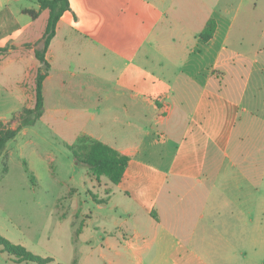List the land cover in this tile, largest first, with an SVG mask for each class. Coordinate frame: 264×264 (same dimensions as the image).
Returning a JSON list of instances; mask_svg holds the SVG:
<instances>
[{
	"label": "crops",
	"instance_id": "crops-1",
	"mask_svg": "<svg viewBox=\"0 0 264 264\" xmlns=\"http://www.w3.org/2000/svg\"><path fill=\"white\" fill-rule=\"evenodd\" d=\"M36 3L22 10L39 11L25 25L10 11L0 20L5 78L2 66L25 64L31 81L40 66L49 9ZM70 4L47 52L44 94L55 67L99 79L84 82L77 111L45 101L42 119L68 144L85 133L131 156L100 204L113 210L110 227L97 226L104 264H264V0Z\"/></svg>",
	"mask_w": 264,
	"mask_h": 264
},
{
	"label": "rangeland",
	"instance_id": "rangeland-1",
	"mask_svg": "<svg viewBox=\"0 0 264 264\" xmlns=\"http://www.w3.org/2000/svg\"><path fill=\"white\" fill-rule=\"evenodd\" d=\"M37 1L0 0V20L10 11L20 24L31 22L30 15L23 14L22 10L37 7ZM85 55L93 56L92 52ZM90 60L86 62L93 65L94 59ZM2 67H5L6 78L0 74V118L8 119L5 124L12 127L23 109L35 104L38 67L33 81L26 76L25 64ZM54 70L55 76L46 83V107L52 109L61 103L77 111L84 82L99 77L80 75L75 66L71 70L77 74L67 77L57 76L58 68ZM90 70L93 72L95 68ZM20 79L26 93L16 83ZM60 79H64L65 84ZM68 121L71 123L73 117ZM53 124L45 115L36 124L23 127L0 154V234L34 254L54 257L63 264H104L99 252L101 230L97 226L102 222L109 228V215L113 210L111 207L101 209L100 204L110 197V191L116 189L117 184L106 176L98 179L86 164L78 161ZM17 125L18 120L13 127ZM71 128L74 134L79 132L77 125L75 128L70 125L68 130ZM88 252L91 255L86 257ZM0 264L38 263L20 261L3 251L0 245Z\"/></svg>",
	"mask_w": 264,
	"mask_h": 264
},
{
	"label": "trees",
	"instance_id": "trees-1",
	"mask_svg": "<svg viewBox=\"0 0 264 264\" xmlns=\"http://www.w3.org/2000/svg\"><path fill=\"white\" fill-rule=\"evenodd\" d=\"M41 9H49V17L42 37L35 44V56L40 62L35 77V104L33 107L23 109L18 120V125L13 128L0 122V154L6 148L8 141L16 138L20 130L25 126L36 124L45 112L44 81L48 76L51 64L47 59V52L53 38L56 36L58 23L63 14L71 9L70 0H39ZM26 13L36 19L39 11L27 9ZM215 22L209 21L202 32V38L209 40L215 31ZM75 158L86 164L92 173L99 179L106 176L111 182L119 184L127 171L131 161V156L121 153L116 148L103 141L90 138L87 134L82 133L74 144H68ZM0 245L3 251L20 261H33L38 264H49L54 262L53 257H43L34 254L21 244H15L5 236L0 234ZM63 264V263H58Z\"/></svg>",
	"mask_w": 264,
	"mask_h": 264
}]
</instances>
